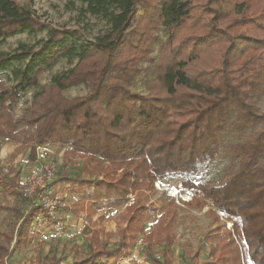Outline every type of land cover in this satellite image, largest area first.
Returning <instances> with one entry per match:
<instances>
[{"label":"trees","instance_id":"trees-1","mask_svg":"<svg viewBox=\"0 0 264 264\" xmlns=\"http://www.w3.org/2000/svg\"><path fill=\"white\" fill-rule=\"evenodd\" d=\"M76 1L85 12L105 19L110 29L86 43L77 31L51 28L34 45L20 43L11 52L0 51V71L21 64L13 68L16 84L0 80V138L30 145V161L37 159L38 145L51 144L109 162L97 164L104 173L101 179L57 174L61 189L81 196L72 212L86 213V222L96 224L93 216L102 206H120L142 189L154 191L162 178L195 175L202 163L217 158L227 130L235 127L242 133L260 126L230 144L238 166L222 184L187 179L183 185L196 191L186 206L201 210L211 202L207 213L233 222L232 228L206 235L208 258L200 261L197 252L192 264H264V112L254 103L264 94V5L254 8L250 0ZM44 29L29 6L0 0V47L7 37ZM160 30L165 37L154 60L148 53ZM213 52L217 57L207 62L205 56ZM75 55V66L38 93L23 117L15 118L21 93L38 85L61 57ZM143 60L153 63L146 94L131 89ZM87 81V95L62 94ZM13 173L9 170L4 189L17 188L19 175ZM17 196L20 223L5 234L11 249L0 242V264L14 249L31 243L40 214L50 217L43 204L33 205L20 191ZM176 207L161 213L158 227L146 233L152 209L132 201L114 246L98 243L100 232L94 229L89 255L71 264H117L130 254L140 233L154 264H175ZM155 244H164L161 256L154 252ZM37 260L69 264L55 256L50 262L40 255Z\"/></svg>","mask_w":264,"mask_h":264},{"label":"rangeland","instance_id":"rangeland-1","mask_svg":"<svg viewBox=\"0 0 264 264\" xmlns=\"http://www.w3.org/2000/svg\"><path fill=\"white\" fill-rule=\"evenodd\" d=\"M17 1L29 6L34 11L35 16L45 25V29L37 32L23 31L7 37L0 47V51L4 53L13 51L20 43L36 44L47 37L51 28H63L71 32L77 31L82 35V41L86 43L93 42L97 36L103 35L110 29L105 19L85 12L84 6L76 0ZM250 4H254V8H260L264 5V0H250ZM146 24H148L147 19L144 20L142 26ZM241 26L246 27L245 25ZM139 29L142 28L139 26ZM156 34L157 37L153 40V45L148 53L149 57L154 58V60L158 58L159 44L165 37L162 30ZM216 57L217 54L213 52L205 56V60L211 62ZM78 59L77 55L61 57L40 76L38 85L28 87L23 91L14 109L15 118L23 117L31 107L36 95L42 92L46 86L51 85L57 76L73 68ZM20 65V63H15L13 67L0 71V80H4L7 86L16 84L13 68ZM139 68L141 71L133 79L131 89L146 94L148 92L146 81L153 78V63L143 60L140 62ZM89 90V82L87 81L67 87L62 91V94L66 98H73L87 95ZM254 103L261 112H264V94L256 98ZM258 128L260 126L257 128L249 127L246 132L242 133L238 132L235 127L227 130L217 158L210 163H202L195 175L168 176L155 183L154 191L142 189L130 194L128 201L120 206L112 208L102 206L93 216L96 224L86 222V213L75 215L72 212V205L81 196L74 194L70 188L61 189L59 183H56L57 175L53 184L54 195L58 200L54 215L47 217L40 214L32 227L31 243L22 249H14L10 257L6 258L5 264H37L39 255L45 262H50L53 256L60 258L62 263L71 264L79 261L90 253L89 241L92 239L94 229L100 232L98 243L112 247L118 241L119 226L124 224V216L132 201L149 205V208L152 209L145 221L146 233H150L158 227L161 213L171 210L176 205L178 221L176 224L177 239L174 246L175 264H192L191 258L197 252L200 261H204L208 258L206 235L219 233L226 226L232 228L233 222L225 220L222 215H220L221 220L217 221L207 213V210L213 207L211 202H208L207 206L201 210L186 206L184 202L190 200L196 191L184 186L183 182L190 179L194 182L211 181L214 184H222L227 174L238 166L237 162L231 158L230 144L248 138L249 133ZM0 144V242L10 249L13 246L6 241L5 234L16 231L20 223L16 211L22 206V202L17 196L16 186L4 189L2 185L4 181H8L9 170L27 173L30 169H37L40 163L51 160L57 164L58 172L66 171L72 176L101 179L104 173L101 168L97 167V164L100 161L104 165L109 164L100 157L92 159L83 154L72 153L70 147L51 144L38 145V157L35 161H30L28 159L30 145L5 138H0ZM29 207V204L25 205L23 210H28ZM100 218L102 219L100 220ZM154 246V252L161 256L165 247L164 244H155ZM117 264H154L149 257L144 233L138 234L130 254L122 258Z\"/></svg>","mask_w":264,"mask_h":264},{"label":"built area","instance_id":"built-area-1","mask_svg":"<svg viewBox=\"0 0 264 264\" xmlns=\"http://www.w3.org/2000/svg\"><path fill=\"white\" fill-rule=\"evenodd\" d=\"M57 174V164L50 160L40 163L37 169L22 173L17 179L18 191L33 205L43 204L50 216L54 215L58 205L53 187Z\"/></svg>","mask_w":264,"mask_h":264},{"label":"crops","instance_id":"crops-1","mask_svg":"<svg viewBox=\"0 0 264 264\" xmlns=\"http://www.w3.org/2000/svg\"><path fill=\"white\" fill-rule=\"evenodd\" d=\"M15 173H18L19 176L22 174L21 172H14V174H12L11 176L15 175Z\"/></svg>","mask_w":264,"mask_h":264}]
</instances>
